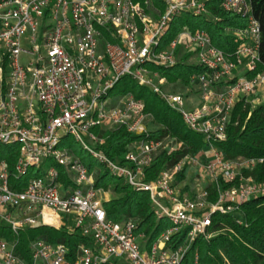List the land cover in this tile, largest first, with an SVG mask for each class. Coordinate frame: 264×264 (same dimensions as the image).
I'll return each mask as SVG.
<instances>
[{
	"label": "built area",
	"instance_id": "built-area-1",
	"mask_svg": "<svg viewBox=\"0 0 264 264\" xmlns=\"http://www.w3.org/2000/svg\"><path fill=\"white\" fill-rule=\"evenodd\" d=\"M160 1L163 10L153 0H0V144L15 147L12 169L0 159V226L16 236L28 228L65 227L91 242L72 254L64 244L36 241L25 261L15 252L17 242L0 239V264H112L119 258L203 264L195 244L219 234L210 231L214 218L240 213L264 196V184L244 174L264 160H227L219 148L238 103L251 110L264 106L261 26L251 2H220L243 23L226 30L237 43L227 53L205 30L183 27L166 42L182 15L215 21L208 11L213 0ZM180 64L203 72L190 75L184 92H174L160 70ZM125 77L180 114L206 147L148 180L157 156L186 147L171 136H154V117L133 94L111 98ZM119 129L141 137L125 163L101 151L107 141L102 131ZM67 137L90 155L93 169L65 144ZM45 161L51 165L44 171ZM103 170L149 195L157 222L168 223L155 241L133 219L108 220L104 196L111 192L95 186ZM181 174L185 179L179 181ZM190 176L196 178L191 184Z\"/></svg>",
	"mask_w": 264,
	"mask_h": 264
},
{
	"label": "trees",
	"instance_id": "trees-1",
	"mask_svg": "<svg viewBox=\"0 0 264 264\" xmlns=\"http://www.w3.org/2000/svg\"><path fill=\"white\" fill-rule=\"evenodd\" d=\"M141 2L143 0H134ZM253 13L261 26L260 57L262 64L259 71H264V0H249ZM156 7L163 10L160 0H153ZM221 0H213L208 5L209 15L215 21H209L207 17L192 18L185 17L176 19L166 37L169 43L177 33L185 26L191 31L205 30L210 35L213 44L227 53L237 48V43L232 41V36L227 34L228 28L242 26V21L225 13L220 8ZM187 24V25H186ZM166 76L170 88L174 92H184L189 87V77L193 73L203 71L193 65H178L170 70H160ZM248 77L252 74L247 73ZM179 81V82H178ZM118 91L120 96L131 93L136 99L145 103L146 111L151 113L159 129L153 134L157 137L171 136L185 144V150L174 153L171 156L161 154L157 156L152 169L148 172V180H153L166 166L178 161L185 155L195 156L201 152L206 143L201 135L191 132L185 125L182 117L171 110L156 95L146 87L137 85L131 78H123L112 90ZM228 139L225 143L219 144L222 154L227 160L238 158H262L264 160V106L251 110L250 106L238 103L235 107L233 118L228 127ZM107 136L106 143L101 151L110 159L125 163V155L130 146L141 137L129 134L124 129L104 132ZM8 162L10 169L13 168L15 155L0 156ZM89 169H93L94 163L85 162ZM63 173V170H61ZM246 176H251L258 184H264V161L258 164L253 170L244 171ZM62 180L65 178L61 174ZM185 177L181 174L179 181ZM96 188L112 193V198L104 204L107 218L113 222H122L133 219L138 222V231L144 233L150 241H155L163 229V225L157 222L152 210L151 200L147 193H138L123 179L112 177L107 171H101L96 177ZM208 190L212 193V201L216 200L211 187ZM242 220L240 225L236 220ZM219 234L210 241L200 237L195 249L200 255L203 264H264V196L251 200L244 204L241 212L228 216H216L210 230ZM0 239L9 242H17L15 252L25 261H29L31 244L36 241H45L51 244H64L71 253H75L80 245H90V240L79 232L71 233L65 227L55 229L51 227L28 228L20 232L18 236L7 226H0ZM181 239V238H180ZM227 261V262H226Z\"/></svg>",
	"mask_w": 264,
	"mask_h": 264
},
{
	"label": "rangeland",
	"instance_id": "rangeland-1",
	"mask_svg": "<svg viewBox=\"0 0 264 264\" xmlns=\"http://www.w3.org/2000/svg\"><path fill=\"white\" fill-rule=\"evenodd\" d=\"M185 17H191V16L190 15H182V17H180V18H185ZM192 18H194V17H192ZM195 19H197V18H195ZM187 29H188V27L185 26L184 30H187ZM24 61H26V58L22 57L21 58V63H25ZM119 95H120V93H118V91H114L112 93V95H111V98L115 99V98L119 97ZM151 128H154V130H157L160 127H159V125L156 122H154ZM64 142H65V144L69 145V147L74 150L75 154L77 156H79L83 161L93 163V159L90 157V155L86 151H83L82 146L79 143L75 142V140L72 137H67L64 140ZM11 148H15V147L7 146V145H4V144H0V156L8 154L11 151ZM50 165H51L50 161H45L43 170L44 171L48 170ZM195 180H196L195 176H193V177L190 176L189 179H188V183L191 184V181L193 182ZM205 182H207V181H205ZM111 196H113L112 193H111ZM163 224L166 225L168 223L164 222ZM112 264H131V263H129L128 261H126L123 258H119V259L114 260L112 262Z\"/></svg>",
	"mask_w": 264,
	"mask_h": 264
},
{
	"label": "crops",
	"instance_id": "crops-1",
	"mask_svg": "<svg viewBox=\"0 0 264 264\" xmlns=\"http://www.w3.org/2000/svg\"><path fill=\"white\" fill-rule=\"evenodd\" d=\"M104 197H105V200H104L105 202L110 201L112 198L111 193H107Z\"/></svg>",
	"mask_w": 264,
	"mask_h": 264
}]
</instances>
